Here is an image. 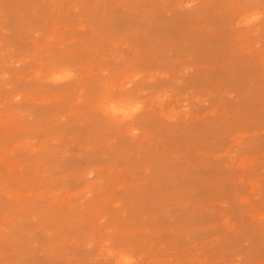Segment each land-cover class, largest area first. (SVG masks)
<instances>
[{"label": "rangeland", "instance_id": "rangeland-1", "mask_svg": "<svg viewBox=\"0 0 264 264\" xmlns=\"http://www.w3.org/2000/svg\"><path fill=\"white\" fill-rule=\"evenodd\" d=\"M262 10L0 0V264H264Z\"/></svg>", "mask_w": 264, "mask_h": 264}, {"label": "clouds", "instance_id": "clouds-1", "mask_svg": "<svg viewBox=\"0 0 264 264\" xmlns=\"http://www.w3.org/2000/svg\"><path fill=\"white\" fill-rule=\"evenodd\" d=\"M261 13H252L250 16L242 19L241 24L246 27L261 23ZM75 73L69 67H62L54 70L50 76L52 83H62L73 79ZM140 101H102L101 111L103 114L117 123H129L141 111ZM106 264H141V259L131 251L116 250L106 245ZM102 255L105 254L102 250Z\"/></svg>", "mask_w": 264, "mask_h": 264}, {"label": "snow or ice", "instance_id": "snow-or-ice-1", "mask_svg": "<svg viewBox=\"0 0 264 264\" xmlns=\"http://www.w3.org/2000/svg\"><path fill=\"white\" fill-rule=\"evenodd\" d=\"M261 15H260V20H261V23H264V10H262L261 12ZM246 17H244L243 19H245Z\"/></svg>", "mask_w": 264, "mask_h": 264}]
</instances>
